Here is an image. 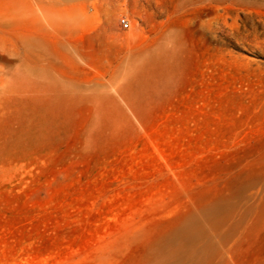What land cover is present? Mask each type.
Wrapping results in <instances>:
<instances>
[{"label": "rangeland", "instance_id": "obj_1", "mask_svg": "<svg viewBox=\"0 0 264 264\" xmlns=\"http://www.w3.org/2000/svg\"><path fill=\"white\" fill-rule=\"evenodd\" d=\"M0 69V264H264V0H0Z\"/></svg>", "mask_w": 264, "mask_h": 264}, {"label": "built area", "instance_id": "obj_2", "mask_svg": "<svg viewBox=\"0 0 264 264\" xmlns=\"http://www.w3.org/2000/svg\"><path fill=\"white\" fill-rule=\"evenodd\" d=\"M121 25L125 28H129L130 27V23L127 19H122L121 20Z\"/></svg>", "mask_w": 264, "mask_h": 264}, {"label": "bare ground", "instance_id": "obj_3", "mask_svg": "<svg viewBox=\"0 0 264 264\" xmlns=\"http://www.w3.org/2000/svg\"><path fill=\"white\" fill-rule=\"evenodd\" d=\"M0 71L3 72L4 70L0 69ZM29 73H30V72H29ZM23 74H24V73H23ZM23 74H22V75H23ZM30 74H31L30 77H31V76H34V78H35V75H32V73H30ZM34 74H35V73H34ZM22 75H21V76H22ZM37 78L39 79V77L37 76L35 80H37ZM29 79H30V78H29Z\"/></svg>", "mask_w": 264, "mask_h": 264}]
</instances>
